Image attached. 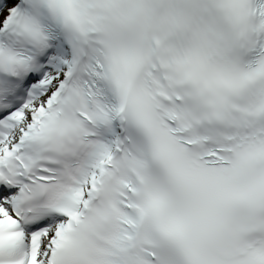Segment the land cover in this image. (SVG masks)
<instances>
[{"label": "snow or ice", "instance_id": "1", "mask_svg": "<svg viewBox=\"0 0 264 264\" xmlns=\"http://www.w3.org/2000/svg\"><path fill=\"white\" fill-rule=\"evenodd\" d=\"M0 264H264V0H0Z\"/></svg>", "mask_w": 264, "mask_h": 264}]
</instances>
